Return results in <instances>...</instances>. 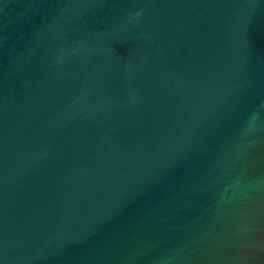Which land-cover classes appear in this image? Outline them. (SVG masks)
<instances>
[{
    "label": "water",
    "instance_id": "water-1",
    "mask_svg": "<svg viewBox=\"0 0 264 264\" xmlns=\"http://www.w3.org/2000/svg\"><path fill=\"white\" fill-rule=\"evenodd\" d=\"M0 264H264V0H0Z\"/></svg>",
    "mask_w": 264,
    "mask_h": 264
}]
</instances>
